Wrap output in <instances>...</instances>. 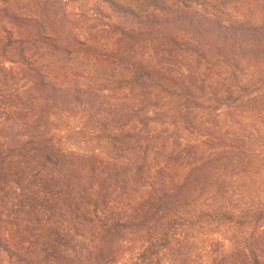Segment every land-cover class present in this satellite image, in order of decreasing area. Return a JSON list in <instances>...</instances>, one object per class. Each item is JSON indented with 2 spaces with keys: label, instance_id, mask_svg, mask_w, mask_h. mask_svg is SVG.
Listing matches in <instances>:
<instances>
[{
  "label": "trees",
  "instance_id": "16d2710c",
  "mask_svg": "<svg viewBox=\"0 0 264 264\" xmlns=\"http://www.w3.org/2000/svg\"><path fill=\"white\" fill-rule=\"evenodd\" d=\"M263 89L264 0H0V264H191L232 227L264 264Z\"/></svg>",
  "mask_w": 264,
  "mask_h": 264
},
{
  "label": "rangeland",
  "instance_id": "374dc122",
  "mask_svg": "<svg viewBox=\"0 0 264 264\" xmlns=\"http://www.w3.org/2000/svg\"><path fill=\"white\" fill-rule=\"evenodd\" d=\"M79 10V6L72 4L65 15H67V13L72 14L73 12L76 15L79 13ZM65 15L64 11L62 10V12L59 13L58 16H55V18H53V22H55L59 27V36L62 39L66 40L71 38V32L73 29L80 31L81 33H85V31H87L88 27H86L84 25L85 23L83 24L81 20L79 21L78 18L74 19L72 17H69L67 19ZM33 27L36 28L35 26ZM255 74L256 73L254 71H251V76ZM24 76L27 79L34 81V77L29 72H26ZM262 91L264 92V89ZM224 113L225 115L223 114V120L230 123V121H232L233 114L229 111ZM73 117V121L79 124L80 120H78L75 116ZM245 121L250 123V131L244 132L242 133V135L248 137L247 141L251 143V146H249L250 157L249 159L241 163V170H247L256 173L254 176V181H257L256 177L258 172H255L257 171V167L260 168L259 172L263 171L261 172L262 174L260 173V175L264 176V109L251 115L248 114ZM57 123L60 130L69 129V126L72 125L71 123H68L67 120H61ZM73 126H76V124H74ZM233 164V162H222L214 166H209V168L202 172L199 180H202L208 185L211 181L218 177L220 172L222 173V171L224 170L223 166L230 165L227 167V169H229ZM160 179L161 175L157 173V175H154L152 182H159ZM141 185L147 186V184H145V182L143 183V181L140 186ZM251 186L258 192V186L254 182L251 183ZM100 211L102 212L104 210L100 209ZM232 228L233 229L231 230L228 228L218 229L217 232H214L212 234L200 233L198 238L194 240L195 254L191 264H241V258H238L236 256V250L242 245V235H249L250 231L235 227ZM233 236H237L235 239H233V241L237 243L236 245H234V242L231 241ZM132 257L133 256L131 254H127L126 258L122 259L121 261L132 262ZM163 263L173 264L172 257L168 253H166Z\"/></svg>",
  "mask_w": 264,
  "mask_h": 264
}]
</instances>
